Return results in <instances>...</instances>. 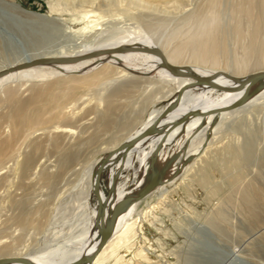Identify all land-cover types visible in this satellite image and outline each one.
Listing matches in <instances>:
<instances>
[{"label": "bare ground", "instance_id": "obj_1", "mask_svg": "<svg viewBox=\"0 0 264 264\" xmlns=\"http://www.w3.org/2000/svg\"><path fill=\"white\" fill-rule=\"evenodd\" d=\"M140 1L151 4L172 0ZM224 5L229 10L230 19H223L224 17L221 16L220 9ZM0 8L6 11L9 9L17 11L25 17L23 21L37 26L62 19L52 13L41 14L24 8L10 0H0ZM185 9L184 13L185 11L186 13L182 15L184 18L181 19H186L185 22H192L193 27L189 26L187 30L185 28L183 38L174 44L164 33L163 28L166 25L164 18L160 17L162 20L153 22L155 16L144 21L146 31L138 30L134 35L97 36L95 33L102 29L103 21L100 19L103 15L90 10L82 19V29L94 30L93 36L87 40L83 38L84 41H79L75 46L63 48V50L48 49L30 53L23 47L25 49H21L19 56L13 58L9 55L12 58H6L0 63V91H7L4 102L8 106L7 111L2 113V117L9 120L11 127H14L7 141L0 139V149L1 141L6 147V144L14 139L20 126L40 121V110L46 106V102L54 93L52 84L44 83L32 88L29 97L23 99L18 95L17 89L15 90L10 84L26 83L54 74H83L87 72L86 70L96 69L101 64L111 65L125 76L124 80L118 81L119 83L104 95L103 110L96 112L95 121L88 123L84 120V123L88 124L80 121V129L78 127L80 131L77 136H75L76 127L55 126L54 132H59L69 138L66 145L59 146L58 139L60 138L57 139L56 135L53 137L52 131H41L42 133L40 132V135L29 143V150L24 153L18 151L19 153L14 156L15 162L10 166V171L0 177V185L1 182L7 181L3 187L4 196L2 198L8 201V204L6 203L8 205L7 214L0 221V224H3V226L0 225V239L6 238L0 243V264H129L130 258L125 257L126 253L137 243L138 238L144 239V244L137 245L134 255L148 259L145 251L148 238L145 235L143 223L149 219L147 215L158 207L160 201L149 204L146 210H138L140 201L120 213L113 234L95 259L91 263L80 260L85 256H90L100 240L96 217L101 209L94 192L92 177V172L97 165L103 159H107L105 168L109 170V189L111 186L113 188V192L108 195L100 181V192L103 199L114 196L117 201L124 196H132L145 184L151 156L161 142V149L157 153L161 165L172 156L179 158L173 162L167 179L152 192L163 197L168 193L169 185L175 184L179 179H185L192 166L212 145L216 131L225 120L249 107L264 104V78L260 81V75L264 74V0H194L192 7ZM0 26L6 30L4 32L0 30V33L7 39L6 44L8 45L10 40H14V35L10 30L11 25L2 23ZM176 29L177 27L174 31ZM102 33L104 32H99V34ZM175 34L174 36L177 37ZM231 36L243 41L241 56L230 57L229 39ZM169 41L172 48L167 45ZM188 50L194 61L181 60L182 55L186 54L184 52H189ZM220 54L226 57L223 65H219L221 63H219ZM165 62L178 69L179 74L167 68ZM207 62L209 65L204 64ZM151 73L160 75L159 81L163 85H159V89L164 88L165 85L170 87L173 85L163 95L165 103L162 106L154 105L139 126L131 129L121 139L110 141L113 142L112 145L109 144L110 151L94 162L88 163L82 149L100 140L101 135L108 130L129 125L131 114H127L125 107L122 111V103L119 99L122 96H130L140 87L141 82L149 81ZM99 75L98 73L95 77ZM253 77L257 79L250 85ZM199 80H202L201 83H197ZM180 91L181 96L177 100ZM243 96L245 99L239 105L234 106ZM28 103H34L35 107L30 110ZM127 104L124 102L123 106L127 107ZM155 121L157 122L156 128L143 135ZM45 135L48 137L47 145L55 149V158L54 161L50 160V165L48 159L40 160L39 155L44 145L41 138L45 140ZM133 139H135L133 147L126 151V144ZM21 154L22 157H20ZM188 157H192V160L184 164V160ZM136 161L140 162V166L135 170L139 180L134 187H131L128 178H123L122 181L119 179L126 169L135 167ZM51 166L54 168L52 169ZM36 167L39 170L37 176L34 177ZM180 167L181 172L175 174ZM74 180L78 181V190L74 199L77 203L75 207L82 209L83 212L77 210L79 213H84L81 216H85L83 219L78 217L81 221L84 220V227L80 232L72 233L69 239L56 246L46 247L45 245L46 248H31L25 242L27 241L25 235L30 231L29 229L40 225L39 220L45 217V211L48 214L47 205H50L48 199L35 201L36 191L39 187L45 186L49 188L50 193H53ZM244 196L250 198L247 193ZM94 199H96V205L93 203ZM39 216L42 217L39 218ZM45 218L47 221V217ZM64 223L66 222L59 226L62 225L63 228ZM74 225L76 229V224ZM77 226L81 229L79 224ZM79 230L77 228V231ZM200 249L202 251L205 248L201 246ZM247 262H250V258L238 251L229 250L217 264H246ZM253 263L261 264L260 262Z\"/></svg>", "mask_w": 264, "mask_h": 264}, {"label": "rangeland", "instance_id": "obj_2", "mask_svg": "<svg viewBox=\"0 0 264 264\" xmlns=\"http://www.w3.org/2000/svg\"><path fill=\"white\" fill-rule=\"evenodd\" d=\"M10 1L17 2L24 8L41 14L52 13L62 19L61 21H51L47 25L37 26L23 21L22 19L25 17L17 11L14 12L11 9L6 11L0 8V25L2 23L11 25L10 30L14 35V40H10L7 45V39L0 33V63L10 56L16 58L20 55L21 49L26 48L30 53L48 49L63 50V48L75 46L83 38L87 40L93 36L94 30L82 29V19L90 10L103 15V18L100 19L103 21L102 29L95 33L101 37L108 36V34L111 36L112 34L113 36L134 35L137 34L138 30L146 31L144 21L152 19L154 16L153 22L162 20L160 17L164 18L166 28L164 27L163 30L172 44L183 38L185 28L187 30L189 26L193 27V25L191 26L192 22H185L187 20L183 19V21L181 18H184L182 15L186 13V11L184 13V9L191 8L194 0H172L151 4H146L140 0ZM220 10L223 19H230L229 10L226 9L225 5ZM166 18L169 19L166 21ZM175 27L177 29L174 31ZM100 31L104 32L103 35L99 34ZM174 33L177 34V37L174 36ZM170 41L167 45L172 48ZM229 42L231 46L230 57L241 56L243 41L236 40L231 36ZM169 46H167L168 49H171ZM184 53L182 55L184 58L181 57V60L194 61L191 59L190 51ZM220 56L219 63H221L219 65H223L226 57L222 54L221 59ZM204 64L209 65V62ZM86 71L83 74H54L55 76L41 77L27 81L28 83L14 82L10 84L14 89H17L18 95L23 99L29 97L32 88L39 87L44 83L52 84L51 86L54 87L52 92L54 93L51 99L46 102V106L40 110L41 119L39 122L20 126L14 139L9 144L7 143L6 147L1 141L0 177L5 176L10 171V166L15 162L14 156L19 153L18 151L24 153L29 150V143L36 139L41 131H52V136L56 135L57 139L60 138L58 139L59 146L66 145L69 138L59 132V134L54 132L55 126L70 125L73 128L76 127L75 136H77L78 131H80V121H83V124L86 123L84 120L88 123L94 122L96 112L103 110L104 95L125 78L123 73L118 72L117 69L108 64H101L96 69ZM98 73L100 75L95 77ZM150 77L149 81H144L145 84L141 82L143 87L140 84L141 88H137L130 96H122L119 99V102L122 103V111L125 107L127 114H131L129 125L124 128L119 126L111 129V131L108 130L101 135L100 140L90 146L86 145L82 149L88 163L94 162L109 152V144L113 143L110 141L121 139L131 129L139 126L154 105L162 106L165 103L166 100L163 95L173 85L171 87L165 85L164 88L159 89V85H163L159 81L160 75L151 73ZM6 92V90L5 92L4 90L0 91V139L4 141L8 140L7 138L13 133L12 128H14L11 127L12 124L9 120L2 117V113L8 109L4 102ZM124 102L129 105L123 106ZM28 105L30 110L35 107L34 103H28ZM216 133L212 145L201 156V159L192 166L185 179H179L175 184L169 185L170 189L164 195L165 197H159L158 194L152 193L138 204V210H146L149 204L160 201L158 207L147 215L149 219L143 223L145 235L148 238L145 243L148 259L134 255L137 245L144 244V239L138 238L137 243L126 253L125 257L130 258L129 264H217L229 250L238 251L250 258L249 263L251 264H254L253 262L263 264L264 104L254 105L228 118ZM41 139L44 145L39 154L40 160L48 159L50 165V160L54 161L55 158V149L47 145L48 137L46 135L45 140L44 138ZM139 166L140 162L136 161L135 167L126 169L119 180L128 178L129 186L134 187L139 180V176H136L135 173ZM38 167L34 169V177L38 174ZM6 183L7 181H3L0 185V199L2 200H0V221L5 218L8 211V201L2 198L4 196L3 187ZM77 183L78 181L74 180L53 193H50L48 187L38 188L35 201L49 200L50 205H47L49 216L45 211L44 215L47 217V221L43 216L39 220L40 225L32 227L33 229H29L30 231L26 233L25 239L27 241L25 242L31 248L40 249L50 245L56 246L58 243H63L69 239L75 234L74 232L78 233L82 230L84 220L81 221L78 217L84 213L78 212L79 210L80 212L83 211L79 207H75L77 203L74 200L78 190ZM101 184L104 191L108 192L110 183L107 168L101 174ZM245 193L250 198L245 197ZM254 194L255 197H253ZM93 203L96 205V199ZM44 218L45 220H42ZM78 219L82 223L76 221ZM57 221L59 222L57 223ZM63 222L66 223L63 224L62 228V225L61 227L59 225ZM55 223H57V227ZM73 223L76 224V229ZM78 224L81 229L77 226ZM0 225L3 226V224ZM77 228L80 230L77 231ZM61 230L62 233H60ZM5 239V237L1 238L0 243ZM201 246L205 248L202 251Z\"/></svg>", "mask_w": 264, "mask_h": 264}, {"label": "water", "instance_id": "obj_3", "mask_svg": "<svg viewBox=\"0 0 264 264\" xmlns=\"http://www.w3.org/2000/svg\"><path fill=\"white\" fill-rule=\"evenodd\" d=\"M0 29L3 32L6 31L1 26H0ZM35 63H37V62H35ZM165 66L167 68H169L171 71H173L174 73L179 74L178 69H175L173 66L167 64L166 62H165ZM192 75L196 76L193 73H192ZM260 76H261V78H260V81H261L264 78V74H262ZM256 79H257V77H253L250 80L249 84L250 85L253 84ZM201 81L202 80H199V82H197V83H201ZM246 91H247V89H246ZM180 96H181V91L178 94L177 100L180 98ZM244 99H245V96H243L240 100H238L239 102L234 104V106L239 105ZM178 122H179V120L176 121V124ZM156 123L157 122L155 121L152 124V126L145 131V133L143 135L148 134L151 131H153L156 128V125H157ZM134 142H135V139L129 141L126 144L125 150L128 151L129 149H131L134 145ZM160 149H161V142H159V144L156 147L154 154L151 156L150 164H149L148 169H147V174H146L147 180H146L145 184L141 188H139V190L137 191L136 194H134L132 196L131 195L124 196L123 198H121L120 200H117V201H115L114 196L112 198H108V199L102 198L101 192H100V181H101V174L104 172L107 159H103L97 165L96 169L92 172V177L94 179V192H95V195H96L97 200H98V204H99L100 209H101L100 214L97 215V217H96V223L99 224L100 240H99V243H98L95 251L90 256H85L84 258L80 259L81 261H84L86 263H91L95 259V257L97 256V254L99 253L101 248L104 246V244L107 242V240L113 234L118 215L120 213L124 212L125 210L129 209V207L131 205L139 203L140 201L145 199L159 185H161L164 182V180L167 179L169 169L171 168L173 162L175 160H179V158L177 159V156H172V158L167 160L165 162V164L161 165L159 163V157L157 156V153H159ZM191 160H192V157H188L187 159L184 160V164L188 163ZM181 169H182L181 167L178 168L176 170L175 174H179L181 172ZM112 192H113V188L111 186L109 191H108V195H110ZM113 198H114V200H113Z\"/></svg>", "mask_w": 264, "mask_h": 264}]
</instances>
